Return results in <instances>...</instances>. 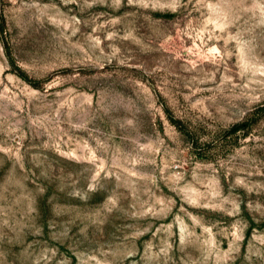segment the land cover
<instances>
[{
    "label": "rangeland",
    "instance_id": "obj_1",
    "mask_svg": "<svg viewBox=\"0 0 264 264\" xmlns=\"http://www.w3.org/2000/svg\"><path fill=\"white\" fill-rule=\"evenodd\" d=\"M0 264H264V0H0Z\"/></svg>",
    "mask_w": 264,
    "mask_h": 264
},
{
    "label": "trees",
    "instance_id": "obj_2",
    "mask_svg": "<svg viewBox=\"0 0 264 264\" xmlns=\"http://www.w3.org/2000/svg\"><path fill=\"white\" fill-rule=\"evenodd\" d=\"M21 76H22L25 80H29L28 77H27L25 74L21 73ZM31 82H32V81H31ZM32 83H33L34 85H37V83H35V82H32ZM248 122H249V119H248L246 122H243V123H241V124H238V125L233 126L231 132H232V133H237L238 131H240V130L246 128L247 125H248Z\"/></svg>",
    "mask_w": 264,
    "mask_h": 264
}]
</instances>
